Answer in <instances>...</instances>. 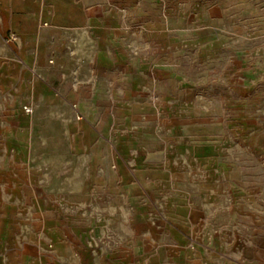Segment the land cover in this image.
<instances>
[{
  "label": "rangeland",
  "instance_id": "rangeland-1",
  "mask_svg": "<svg viewBox=\"0 0 264 264\" xmlns=\"http://www.w3.org/2000/svg\"><path fill=\"white\" fill-rule=\"evenodd\" d=\"M0 264H264V0H0Z\"/></svg>",
  "mask_w": 264,
  "mask_h": 264
},
{
  "label": "built area",
  "instance_id": "built-area-1",
  "mask_svg": "<svg viewBox=\"0 0 264 264\" xmlns=\"http://www.w3.org/2000/svg\"><path fill=\"white\" fill-rule=\"evenodd\" d=\"M13 37H14V34H11V38H13ZM23 111H24V113H26V114H30V113L32 112V108L29 107V106H24V107H23Z\"/></svg>",
  "mask_w": 264,
  "mask_h": 264
}]
</instances>
